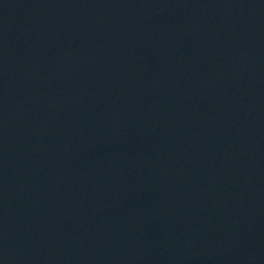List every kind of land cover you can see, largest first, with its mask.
<instances>
[{
	"label": "water",
	"instance_id": "water-1",
	"mask_svg": "<svg viewBox=\"0 0 264 264\" xmlns=\"http://www.w3.org/2000/svg\"><path fill=\"white\" fill-rule=\"evenodd\" d=\"M0 264H264V0H0Z\"/></svg>",
	"mask_w": 264,
	"mask_h": 264
}]
</instances>
